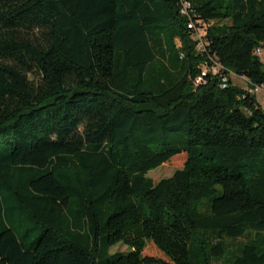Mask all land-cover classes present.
<instances>
[{
	"label": "trees",
	"instance_id": "1",
	"mask_svg": "<svg viewBox=\"0 0 264 264\" xmlns=\"http://www.w3.org/2000/svg\"><path fill=\"white\" fill-rule=\"evenodd\" d=\"M257 49L264 0H0V264H264Z\"/></svg>",
	"mask_w": 264,
	"mask_h": 264
},
{
	"label": "rangeland",
	"instance_id": "2",
	"mask_svg": "<svg viewBox=\"0 0 264 264\" xmlns=\"http://www.w3.org/2000/svg\"><path fill=\"white\" fill-rule=\"evenodd\" d=\"M259 59L262 63H264V50L261 51V54L259 55ZM229 78L234 86L240 87L242 89H249V86L244 79L237 77L234 74H230ZM254 94H255V99L257 103L259 104L261 109L264 110V89L261 88L258 91H256ZM183 163L184 161L181 159L174 160L170 164L163 165L149 172L147 176L148 178L152 179L154 184H157L159 181L163 179L171 178L172 175L175 173V171L183 167ZM245 242L246 241L244 239H240V240L233 241V242H231L230 240H226V243L228 244L229 250H230L229 253L226 255V258L230 261L234 260V256L236 253H234L235 251L233 250H235L238 246L240 248ZM128 252H129L128 247L124 246L123 244H118L116 246H113L110 249L109 253L113 255L115 253L126 254ZM143 255L166 260L164 255L160 253L152 244H149L146 247L145 251L143 252ZM218 264H223V263H218Z\"/></svg>",
	"mask_w": 264,
	"mask_h": 264
},
{
	"label": "built area",
	"instance_id": "3",
	"mask_svg": "<svg viewBox=\"0 0 264 264\" xmlns=\"http://www.w3.org/2000/svg\"><path fill=\"white\" fill-rule=\"evenodd\" d=\"M190 9V5L189 4H184L183 8L181 10L182 15L188 16V11ZM189 30H192L194 32V40L197 41L198 44V48H202L203 47V36H204V31H203V27L201 26H197L195 24H193L192 22L189 23L188 25ZM255 54L256 55H260L261 51L259 49L255 50ZM220 71H222V68L218 65H216L215 67L212 68V72H214V74H218ZM206 72H204L202 75L204 76ZM202 81L201 77L197 78L195 80V84H200ZM224 87V86H223ZM261 88L258 87H254V88H249V93H255L256 91H258Z\"/></svg>",
	"mask_w": 264,
	"mask_h": 264
}]
</instances>
